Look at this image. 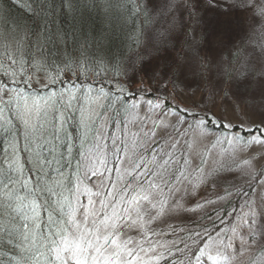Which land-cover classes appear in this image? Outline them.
<instances>
[{"label": "snow or ice", "instance_id": "6c2138e0", "mask_svg": "<svg viewBox=\"0 0 264 264\" xmlns=\"http://www.w3.org/2000/svg\"><path fill=\"white\" fill-rule=\"evenodd\" d=\"M219 3L220 0H170L165 5L159 34L162 46L153 57L159 62L141 59L139 67L131 68L133 79L151 72L165 90V99L154 100L146 88L140 91L148 98L128 90L131 100L126 112L135 130L126 125V133L109 137L110 144L98 130L92 149L80 152L81 158L75 164L71 155L73 138L63 129L71 117L66 119L59 113L60 127L53 132L55 140H62L67 155L61 152L57 157L53 148L48 156H42L43 149L35 139L38 125L32 117L39 116L45 105H51L48 101L42 104V97L29 103L27 96H23L21 105L19 97L23 94L18 89L16 98L5 100L4 89H11L6 83L0 88V134L8 144L0 163V264H243L241 257L246 253L264 249V196L259 202L250 199L247 211L235 218L236 223L226 233L210 231L203 224H199L202 231L187 225L189 220L197 223L196 217L189 214L211 219L206 210L216 201L201 195L202 186L206 190L213 188V174L193 162L187 150L190 145L182 138L190 130L207 133V124L215 118L206 109L198 113L195 107L173 105L171 100L176 97L172 92L193 72L194 62L202 75L210 71L209 59L202 56L197 45L201 39L206 44L218 41L220 31L231 22L216 21L193 28L195 35L189 28L201 9L206 15L214 13ZM231 7L251 12L264 21V0H232ZM200 21L205 23V18ZM176 44L182 50L190 47L192 55L185 51L183 58L171 56ZM9 61L16 63L11 55ZM27 79L30 81L31 76ZM52 82L56 83V77ZM124 91L120 89L122 94ZM98 94L106 95L103 89ZM60 97L63 100V92ZM74 99V92L69 90L61 107L70 113ZM14 103L16 119L23 124V148L19 147L18 129L12 118L4 116L5 108ZM141 106L143 116L139 114ZM245 131L251 133V139L235 136L229 143L234 141L236 147L264 144V126H249ZM83 143L82 139L81 147ZM29 151L35 152L39 164L35 175L31 169L26 175L20 160L19 153ZM46 167L51 172L45 171ZM243 169L245 174L256 176L250 160L244 161Z\"/></svg>", "mask_w": 264, "mask_h": 264}, {"label": "rangeland", "instance_id": "374dc122", "mask_svg": "<svg viewBox=\"0 0 264 264\" xmlns=\"http://www.w3.org/2000/svg\"><path fill=\"white\" fill-rule=\"evenodd\" d=\"M169 2L170 0H151V2L145 0V6L152 18L141 48L137 53L128 56L120 78L107 79L115 83L119 90L121 85L127 90L140 92V95L148 98L147 94L140 91L146 88L154 100L157 97L161 101L165 99V90L152 78L151 72L133 79L131 68L133 65L139 67L141 59H151L153 64L159 62L153 57L156 56V49L162 46L160 42L162 38L159 34L165 20L163 15L166 11L165 5ZM180 2L182 3V0ZM200 2L203 3V0ZM231 4L232 0H220L216 11L207 15L205 9H201L191 23L189 32L195 35L192 32L193 28L200 29L216 21L231 22L220 31L218 41L206 44L203 39L200 40L197 46L202 56L209 59L210 71L202 75L199 66L194 62L193 72L172 92L176 99L171 100L173 105L195 107L198 113L206 109L215 118L213 122L207 124V133L201 135L199 131L190 130L189 135L182 138V142L187 140L190 145L187 150L193 162L204 172L213 174V188L206 190V186H202L201 195L205 199L216 201L206 210L211 219L198 213L189 214L196 217L197 223L194 224L189 220L187 225L202 231L199 224H203L210 231L216 229L225 233L236 223L235 218L247 211V202L250 199L259 202L264 196V144L252 143L246 147H236L234 141L229 143L235 136H245L246 141L251 139V133L245 131L249 126L253 128L264 126L262 123L264 122V21H259V18L254 17L251 12L231 7ZM201 17L205 18V23H201ZM184 19L189 20L186 12ZM185 51L189 56L192 55L190 47L186 46L182 50L181 45L176 44L175 50L169 54L183 58ZM9 55L16 60L14 65L10 64ZM43 57L38 38L32 36L31 32L0 30V88L6 83L11 89H4L5 100L14 95V89H18V86L27 85L32 90L40 91L41 89L50 90L49 87H52V84L56 85L48 77L51 72L45 68ZM29 75L31 80L23 83L24 78ZM60 78H62L60 83L64 84L63 87L75 85V88L72 87L75 99L72 101L70 114L74 113L75 119L86 131L96 126L97 131H101L104 139L110 144L109 137L120 136L122 131L126 133V125L135 130V127L128 123L131 119L129 114L122 122H114L113 111L106 105L108 95H99L97 88L92 87V82L95 83L93 76L87 77L76 70L62 72ZM13 80L16 83H13ZM138 80H142L143 83ZM83 89L87 91L84 94L80 92ZM32 90L27 95L22 93L29 98V103L32 99L42 97V104L48 101L51 105H45L41 108L39 116L33 114L32 117L33 122L38 125V134L45 137L46 127L39 124L47 122L54 111L59 117V113H63L64 117L69 113L61 107V104L68 99V92L62 90L64 98L60 99L59 107L56 109L52 106L53 99L49 100L40 95L30 96L33 94ZM130 100L131 98L129 102ZM19 103L21 105L24 103L22 96L19 97ZM8 109L5 108L4 112L6 113ZM143 111L141 106L139 110L141 116ZM219 124H228L232 127L225 128L218 126ZM241 125L243 127L238 128ZM21 126L23 129V124ZM95 142L94 139L86 152L92 149ZM245 160L251 161L256 173L254 178L245 174L243 169ZM226 192H231V195H225ZM219 196L225 198L220 200ZM217 211L219 216L216 215ZM220 217L223 218V222ZM174 238L164 237L163 239ZM241 260L243 264H261V261H264V249L246 253ZM164 262L166 261H161V264Z\"/></svg>", "mask_w": 264, "mask_h": 264}, {"label": "trees", "instance_id": "16d2710c", "mask_svg": "<svg viewBox=\"0 0 264 264\" xmlns=\"http://www.w3.org/2000/svg\"><path fill=\"white\" fill-rule=\"evenodd\" d=\"M151 18L145 0H0V30L26 31L37 37L44 54L43 64L51 72L48 77L51 81L56 77V85L52 84L50 90L37 91L22 85L18 86L19 92L27 95L32 90L33 94L30 96L51 98L54 100L52 106L57 109L62 90H73L60 83L62 72L79 70L87 77L93 76L95 83L92 82V87H96L98 92L103 89L108 95L106 105L113 111L112 119L115 123L126 118L130 97L124 86L120 85V88L125 89L122 94L115 83L107 79L120 78L128 56L140 50ZM22 82L26 83L28 79L25 77ZM14 90L12 97L16 98L17 89ZM80 92L84 94L87 91L83 89ZM118 96L121 98L117 99ZM57 115L54 111L47 122L39 124L46 127L45 137L38 134L35 138L43 149L42 156H48L53 148L57 157L61 152L67 155L62 140L58 141L53 137V132L60 127V117ZM4 116L12 118L18 129L19 147L23 148L25 142L22 123L16 119L15 103ZM69 116L71 119H67ZM65 118L67 122L63 124V129L68 130L73 138L71 155L75 164L81 158L79 153L86 152L94 142L97 127L93 126L85 136L86 130L75 119L74 113H68ZM5 148H8L7 141L0 134V163L4 160ZM19 156L24 164L25 174H29L31 169V174L35 175L39 168L35 152H20ZM45 171L51 172V169L46 167ZM163 264H167V261Z\"/></svg>", "mask_w": 264, "mask_h": 264}]
</instances>
